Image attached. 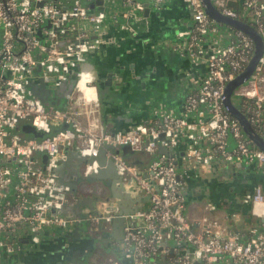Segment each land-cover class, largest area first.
<instances>
[{
    "label": "built area",
    "instance_id": "obj_1",
    "mask_svg": "<svg viewBox=\"0 0 264 264\" xmlns=\"http://www.w3.org/2000/svg\"><path fill=\"white\" fill-rule=\"evenodd\" d=\"M92 1L0 0V255L22 248L23 227L39 243V232L47 226L68 230L82 223L84 217L66 215L81 198V191L61 183L56 167L68 156L65 147L75 146L81 155L92 156L108 145L113 149H107V155L128 187L149 195L147 207L121 214L127 223L118 244L128 260L125 264H195L197 260L199 264H264L261 184L243 197L263 219L251 226L246 238L226 235L216 219L194 228L184 212L187 178L196 165L210 168L217 161L241 160L264 169V149L249 138L224 101L227 84L245 69L254 53V39L229 25L226 31L231 39L225 42L221 23L209 14L203 0H183L194 17L193 28L179 32L188 36L183 49L193 64L206 65L198 86L187 96L186 112L160 108L154 118L126 130H103L82 120L83 114L99 108L89 53L104 42L102 27L109 16L119 21L121 29L133 32L145 22L146 3L159 6L167 0H120L119 11L111 10L113 0H102L95 8ZM213 2L223 14L244 19L227 0ZM243 5L264 36V0H244ZM39 66L44 81L54 86L76 73V84L66 91L69 98L79 93L75 101L54 108L33 94L31 84ZM233 94L241 97V109L264 136V55ZM93 102L94 107L87 108ZM25 119L45 134L25 136L15 130ZM54 123L64 126L53 130ZM124 144L148 154L144 168L118 151ZM161 146L167 151H160ZM180 157L186 165L182 172ZM97 167L96 160L88 163L84 173ZM113 217L102 210L90 214L91 232L99 231L101 218L112 230ZM65 264L81 263L68 260Z\"/></svg>",
    "mask_w": 264,
    "mask_h": 264
},
{
    "label": "crops",
    "instance_id": "obj_2",
    "mask_svg": "<svg viewBox=\"0 0 264 264\" xmlns=\"http://www.w3.org/2000/svg\"><path fill=\"white\" fill-rule=\"evenodd\" d=\"M227 1L230 6L240 10L244 20L251 22L249 12L244 9V0ZM95 2L93 0L90 4ZM111 4L112 11H119L123 7L120 0H113ZM146 17V21L140 22L133 32L121 29L119 21L112 16L103 25L104 42L89 53L88 59L89 68L95 76L94 98L99 102V108L97 106L96 111L83 114L85 123L103 130H125L138 122L154 118L155 111L160 108L173 110L177 114L186 112L184 104L187 96L196 89L206 71L204 62L192 63L183 49L188 36L179 34L181 30L193 28L190 8L183 0H167L159 6L151 3ZM220 23L225 32L223 40L230 41L231 35L226 31L229 24ZM108 80L111 82L109 85L106 83ZM78 94L76 92L71 98L65 96L51 106L65 108L75 101ZM94 104L88 103L86 106L94 107ZM239 107L242 108V100ZM26 123H30V120H22L15 130L24 132ZM62 126L64 123H54L53 130ZM70 149L76 147H65L67 151ZM106 149L113 147L107 145ZM120 152L123 154L122 150ZM149 159L147 153L139 151L140 167L144 168ZM178 162V169L182 172L186 165L181 157ZM199 165L202 164L191 169L185 187L184 212L192 226L201 229L216 219L226 235L236 234L246 238L251 226L260 224L263 219L254 211L253 203L244 202L243 197L256 184L264 188V169L256 162L241 160L217 161L203 170ZM73 188H81V197L93 199L97 198V194H108L110 191L100 182H94L91 186L81 182L77 188ZM142 204L147 207L149 200ZM74 228L65 229V233L71 236ZM103 229L109 230L105 226ZM102 231L92 236L94 241L75 237L68 239L64 243L67 247L65 251L57 248L62 235L58 227L43 228L39 232L42 240L39 243H35L32 232L23 227L20 231L22 248L11 253L3 252L0 263L65 264L68 260H77L81 264H101L103 261L128 263L119 252L122 249L117 236L111 235L104 243ZM75 252L81 256L75 255ZM63 257H66L64 262Z\"/></svg>",
    "mask_w": 264,
    "mask_h": 264
},
{
    "label": "water",
    "instance_id": "obj_3",
    "mask_svg": "<svg viewBox=\"0 0 264 264\" xmlns=\"http://www.w3.org/2000/svg\"><path fill=\"white\" fill-rule=\"evenodd\" d=\"M98 2L101 3L102 0H96L91 6L95 8V5L98 4ZM203 2L209 14L217 21L241 29L254 39V53L245 69L227 84L224 92V101L227 109L232 115L240 120L243 129L248 134L249 138L256 145L264 149V136L255 129L246 113L241 107L236 105L232 99L235 88L244 83L250 77L259 62V59L264 55V36L251 22L223 14L214 4L213 0H203ZM151 3L153 2L149 1L146 3V8L144 10L145 16L147 14L149 15ZM191 18L194 19L192 11ZM48 24L50 25V23ZM192 24H194V20ZM35 73L37 76L35 81L31 84V89L33 94L37 95L45 103H59L66 96L67 88L73 87L77 81V74L74 73L69 76L68 80H63L60 85L54 86L44 81L41 75L42 68L40 66L35 69ZM106 83L109 85L111 82L108 80ZM23 130L27 133H33L35 136H42L45 134L44 132L38 131L31 123H26L23 126ZM159 149L162 152L167 151L162 146ZM120 150H122L124 157L132 160V162L136 164H141L139 161V151L135 150L132 146L124 144L118 151ZM46 156L47 155H45V158ZM95 160L98 162L97 169L87 174L84 173L85 165ZM56 172L61 183L70 184L72 187L77 188L78 184L81 182H84L87 186H91L94 182H100L102 186H107L110 190L109 193H111L110 196L107 192L97 194L96 199L91 197H81L70 212H66V215H69V213L70 216L76 214L84 217V220L82 223L75 225L74 232L71 236H69L68 233H65L64 227H58L62 233L61 241H59L60 243L57 246L59 250L62 249L66 251L67 247L64 245L65 241L73 239L74 237L94 241L92 236H95L98 231L95 234L91 232V220L88 216L90 214H96L98 210H102L104 214H114L112 220L114 226L112 231L103 229V218L99 221L98 229L103 230L101 236L102 241L106 243L111 235L117 236L119 240L122 239L123 228L127 222L125 217L121 216V214L142 208V203L149 200V195H142L138 188L135 189L136 191H133L134 186L128 187L127 183L123 180V176L118 172L114 159L107 155V149L104 146L100 148L98 154L92 156H83L78 150L70 149L67 158L56 167ZM130 182H134V180L131 179ZM140 219L141 218L133 220V223L137 224ZM41 241L42 240H40V242ZM75 255H80V253L75 252ZM65 259L66 257H63L62 262H64ZM199 263L198 260L195 261V264Z\"/></svg>",
    "mask_w": 264,
    "mask_h": 264
},
{
    "label": "rangeland",
    "instance_id": "obj_4",
    "mask_svg": "<svg viewBox=\"0 0 264 264\" xmlns=\"http://www.w3.org/2000/svg\"><path fill=\"white\" fill-rule=\"evenodd\" d=\"M1 37H2V31H1V29H0V40H1ZM232 99H233V101L235 102V104L236 105H240V102H241V97L240 96H238V95H235V94H233V96H232ZM49 106H51V105H55L56 103H47ZM200 167H201V169L203 170V169H206V166H204V165H199ZM110 194L111 193H108V195L110 196ZM16 251H20V249H17ZM121 254H123V251L122 250H120L119 251Z\"/></svg>",
    "mask_w": 264,
    "mask_h": 264
},
{
    "label": "trees",
    "instance_id": "obj_5",
    "mask_svg": "<svg viewBox=\"0 0 264 264\" xmlns=\"http://www.w3.org/2000/svg\"><path fill=\"white\" fill-rule=\"evenodd\" d=\"M24 131V130H23ZM21 133V132H20ZM21 134L25 135V136H35L33 133H27V132H22ZM44 135V134H43Z\"/></svg>",
    "mask_w": 264,
    "mask_h": 264
}]
</instances>
